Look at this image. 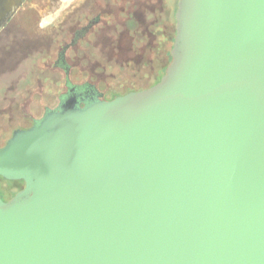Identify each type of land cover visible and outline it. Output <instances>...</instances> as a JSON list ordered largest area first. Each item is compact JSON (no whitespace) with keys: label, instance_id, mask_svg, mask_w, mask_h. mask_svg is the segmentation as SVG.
I'll return each instance as SVG.
<instances>
[{"label":"water","instance_id":"water-1","mask_svg":"<svg viewBox=\"0 0 264 264\" xmlns=\"http://www.w3.org/2000/svg\"><path fill=\"white\" fill-rule=\"evenodd\" d=\"M174 19L154 85L0 130V264H264V0Z\"/></svg>","mask_w":264,"mask_h":264},{"label":"rangeland","instance_id":"rangeland-1","mask_svg":"<svg viewBox=\"0 0 264 264\" xmlns=\"http://www.w3.org/2000/svg\"><path fill=\"white\" fill-rule=\"evenodd\" d=\"M9 1L11 8L5 19L12 15L21 19L14 25L0 24V130L8 133V129L28 127L29 108L35 105V100L30 105L27 101L32 100V89H36L38 98L50 99L46 87L55 80L64 82L62 92L57 93L58 101L69 84L88 85L104 99L114 91L148 85L156 76L160 59L147 70L139 72L135 67L152 57L144 39L151 23L145 10L148 7L164 13L166 0ZM132 18L137 20L135 25ZM159 21L160 27L165 26L164 18L159 17ZM90 23L97 25L89 34L86 28L75 39L76 33ZM62 51L64 60L60 61ZM128 58H140V63L127 67ZM0 185L2 195L9 199L10 192L22 188L23 183L3 184L0 178Z\"/></svg>","mask_w":264,"mask_h":264},{"label":"trees","instance_id":"trees-1","mask_svg":"<svg viewBox=\"0 0 264 264\" xmlns=\"http://www.w3.org/2000/svg\"><path fill=\"white\" fill-rule=\"evenodd\" d=\"M177 2H178V0H166V5H165L166 10L164 13L159 12L157 10H151V8H148V7L146 8L145 14H147V17L150 19L151 23H149L148 27L145 30L144 39L146 40L148 46L152 49V57L150 60L142 61L141 63L139 62L140 58H138V59L137 58L136 59H134V58L129 59L128 58L126 60L127 67H130L131 65L137 66L136 62H139L140 64L137 67H135L136 69L135 68L134 69H135V71L139 70V72H140L144 69L147 70L148 67L150 68V65L152 63H154L156 60L160 59V64L158 66L156 76L150 81V83H148V85L147 84L146 85L145 84L139 85L137 87L128 88L124 91H114V92H112L111 96H109L108 98H104V99L102 98L103 100H110L116 96H120V95L126 94V93L131 92V91H139V90L148 88L149 86L154 85L155 83H157L159 81L160 77L164 74L165 69L171 60L170 50H171L174 35H175L174 14L177 10ZM131 17L136 18L135 15L134 16L131 15ZM159 17H162L165 19V23H166L165 26L160 27L161 22L159 21ZM134 18L131 19V23L133 25H135L136 21H137ZM96 25H97L96 23L89 25L88 34ZM137 25H138V23H137ZM136 56H138V55H136ZM107 62H111V61H107ZM113 63H115V61H113ZM146 76H147L146 78L149 77L148 75H146ZM51 85H52L51 87H46L47 95L51 96V97H49L50 99L38 98L37 97L38 95H36L37 94L36 89H32V91H33L32 100L31 101L27 100V101L29 102L28 105H30L35 100V105H33V107L29 108L32 119H31L30 125L28 127L31 126L33 119L38 120L43 116L46 108H54L57 106V104H58V101H56L57 96H58V94H60L62 92L63 87H64L63 79L55 80L54 82H51ZM83 86H87V85H83ZM40 96L41 95H39V97ZM35 98H38V99H35ZM81 105H83V103H81ZM28 127H26V128H28ZM26 128H22V129H26ZM5 181H7V180H5ZM7 182L13 183L16 181H7ZM20 189L21 188H14L10 192L11 196Z\"/></svg>","mask_w":264,"mask_h":264},{"label":"flooded vegetation","instance_id":"flooded-vegetation-1","mask_svg":"<svg viewBox=\"0 0 264 264\" xmlns=\"http://www.w3.org/2000/svg\"><path fill=\"white\" fill-rule=\"evenodd\" d=\"M8 0H0V24L1 23H8V24H10V25H14L15 23H17V22H19L18 20H20L21 19V16H14V15H12V16H10L7 20L5 19L6 17H5V14L10 10V8H11V3H10V1L9 2H7ZM5 19V20H4ZM22 20H25V21H27V19L25 18V17H22ZM27 22H25V24H26ZM91 24V23H90ZM89 24V25H90ZM89 25H88V27H85V28H82L81 29V31H79V32H77L76 33V36H75V39L76 38H80L81 37V35L85 32V29L86 28H89ZM3 29V27H0V31ZM74 39V40H75ZM63 53V51L62 52H60V61H62V60H64V55L62 54ZM70 89H72L75 93H78L79 95H83V93H85V96H87V97H89V96H91L92 95V89L87 85V86H83V87H76V86H72V85H70L69 84V87H68V89H67V91L64 93V94H62V95H60V97H59V99H58V103H59V101L66 95V94H68L69 93V90ZM85 91V92H84ZM98 98H99V96H98ZM58 105V104H57ZM54 108H56V107H54ZM54 108H46L45 109V112L46 111H48V110H52V109H54ZM28 119H30V121H31V119H32V117H29ZM35 121H37V119H33V121H32V123H31V125L35 122ZM22 128H26V127H20V129H22ZM2 181H3V184H4V182H6L5 180H3L2 179ZM2 185H0V187H1ZM0 195H1V197L3 196L2 195V193H1V190H0ZM3 198V200H8L7 198H5L4 196L2 197Z\"/></svg>","mask_w":264,"mask_h":264}]
</instances>
